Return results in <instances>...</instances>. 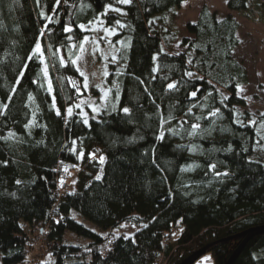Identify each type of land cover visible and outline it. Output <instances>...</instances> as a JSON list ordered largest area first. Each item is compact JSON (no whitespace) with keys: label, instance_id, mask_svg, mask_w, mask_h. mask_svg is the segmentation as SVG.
<instances>
[{"label":"trees","instance_id":"obj_1","mask_svg":"<svg viewBox=\"0 0 264 264\" xmlns=\"http://www.w3.org/2000/svg\"><path fill=\"white\" fill-rule=\"evenodd\" d=\"M181 1L0 0L1 264L24 262L35 227L59 241L48 256L39 254L41 264H156L160 254L162 264H178L209 244L192 264H223L243 238L232 236L264 225V162L250 159L257 133L247 114L241 123L235 117L236 89L245 80L231 57L237 22L202 6L186 24L192 38L181 45L202 68L191 77L185 52L165 51L152 29ZM107 6L124 15L104 12ZM226 6L242 12L247 0ZM98 14L117 29L109 42L122 45L107 64V103L85 121L65 111L85 94L74 63L87 34L79 26ZM71 170L74 187L60 191ZM83 219L101 229L139 228L127 237L101 236ZM206 254L210 261L200 262ZM232 264H264V232L247 240Z\"/></svg>","mask_w":264,"mask_h":264},{"label":"rangeland","instance_id":"obj_2","mask_svg":"<svg viewBox=\"0 0 264 264\" xmlns=\"http://www.w3.org/2000/svg\"><path fill=\"white\" fill-rule=\"evenodd\" d=\"M132 0H130L131 2ZM227 0H183L177 6L172 7L169 11L162 13L163 19H155L153 22V31L162 34L163 48L167 52L179 53L185 52L190 63L191 77L199 76L201 65L194 61V52L187 50L181 45V39L185 36L192 38L186 31L188 22L197 20L199 10L206 6L209 10L214 11L218 16L230 13L237 22L235 36L238 39L237 44L231 50V57L242 66L245 72V80L239 81L236 89V98L241 101L237 104L236 120L241 123L247 114V120L254 127L257 133V140L253 147L251 159L264 162V0H247V9L242 12L230 11L226 6ZM107 6L104 10L106 13L118 12L124 15L122 10ZM87 31L78 56L75 59V66L83 72V84L85 94L75 101L73 107H67L65 115H68L69 109L77 111L88 121L89 117L97 118L98 112L107 103L108 92L104 86V78L108 69V61L116 60L114 53L117 47L122 43L119 41L115 44L109 40L117 33L116 28L106 27L100 14L90 23L82 24ZM87 37V39H85ZM41 61V68L45 74L47 85L50 81L47 77V68L40 47L37 52ZM220 71L221 67L217 66ZM239 80V79H238ZM50 92H52L49 87ZM55 104V103H54ZM201 106H192V109L199 110ZM254 121V123H253ZM75 170H71L69 177L63 181L68 183V189L74 187ZM59 188L61 186L59 185ZM81 221V217L77 216ZM82 222L90 229L101 236H131L139 227L132 224H121L119 227L101 229L95 224L83 219ZM174 228V227H173ZM35 234L33 230L32 236ZM178 231L172 233V239H175ZM31 236V237H32ZM77 243L86 241L82 237H75ZM169 242L168 236L165 243ZM104 254H106L104 252ZM159 256V255H158ZM155 260L161 259V254ZM210 255L206 254L200 259V262H209ZM158 257V258H157ZM162 261H165L164 259ZM161 261V262H162Z\"/></svg>","mask_w":264,"mask_h":264},{"label":"built area","instance_id":"obj_3","mask_svg":"<svg viewBox=\"0 0 264 264\" xmlns=\"http://www.w3.org/2000/svg\"><path fill=\"white\" fill-rule=\"evenodd\" d=\"M60 186V191H63L66 188V185H64L63 183H61ZM34 229L35 234L30 238L28 242L27 248L24 252V262H22V264H41L39 254L43 252L44 249L52 250L55 249V247L59 246V241L50 238L47 229H42L38 227H35ZM163 259L165 260L163 254H161V259L156 260L155 263L162 264V262H165L162 261Z\"/></svg>","mask_w":264,"mask_h":264},{"label":"water","instance_id":"obj_4","mask_svg":"<svg viewBox=\"0 0 264 264\" xmlns=\"http://www.w3.org/2000/svg\"><path fill=\"white\" fill-rule=\"evenodd\" d=\"M262 232H264V225L247 228L244 231L236 234L235 236H232L231 238H233V239H236L238 237H240V238L243 237V238H242V241L240 242V244L234 250L231 257L227 261H225L223 264H232L235 257L237 256V254L239 253L241 248L244 246L246 241L249 240L252 236L259 234V233H262ZM228 239H230V238H228ZM209 248H210V245L205 246L199 250H196L195 252H193L192 254L187 256L186 258H184L178 264H192L196 259H198L202 254H204Z\"/></svg>","mask_w":264,"mask_h":264},{"label":"snow or ice","instance_id":"obj_5","mask_svg":"<svg viewBox=\"0 0 264 264\" xmlns=\"http://www.w3.org/2000/svg\"><path fill=\"white\" fill-rule=\"evenodd\" d=\"M119 2L120 3H125V4H127V3H130V0H119ZM56 3H57V5H59V3H60V0H56ZM117 11H119L118 9H117ZM117 23H119V22H117ZM81 29H84V25H80L79 26ZM66 31H71V29L70 28H66L65 29ZM85 39H87V37L85 38ZM81 49L83 50V45H81ZM36 51L37 52H39L40 51V45H39V43H37V45H36ZM31 58V57H30ZM75 63V62H74ZM77 71H80L79 69H77ZM81 75H84V73L83 72H81L80 73ZM188 75L189 76H191L192 75V73H188ZM49 87L51 88V85H49ZM175 87V85L174 84H169L168 85V88L169 89H173ZM196 95V93L195 92H193L192 93V96H195ZM30 99H31V97H30ZM225 99H227V97L225 96ZM3 107H7V105H4ZM69 111V113H71V109H69L68 110ZM123 111L125 112V113H128L130 110L128 109V108H124L123 109ZM217 111H219L218 109H217ZM57 114H59V113H57ZM213 114H215V113H213ZM261 115H264V113H262ZM253 123H254V121H253ZM193 128L195 129V128H199V125L198 124H195V125H193ZM162 138V137H161ZM103 157H100V160H101V162H103ZM211 167H215V165H211ZM224 175H227L226 173L224 174ZM97 179H99V177H97Z\"/></svg>","mask_w":264,"mask_h":264},{"label":"bare ground","instance_id":"obj_6","mask_svg":"<svg viewBox=\"0 0 264 264\" xmlns=\"http://www.w3.org/2000/svg\"><path fill=\"white\" fill-rule=\"evenodd\" d=\"M51 98H52L53 103H55V99H54V96H53L52 94H51ZM107 99H108V96H107ZM125 108H127V107H125ZM123 109H124V108H123ZM75 112L78 113L79 115H81L79 112H77V111H75ZM68 114H69V113H68ZM81 116L85 119V117H84L83 115H81ZM250 159H251V156H250ZM75 178H76V175L74 174V180H75ZM63 184L66 185V186L68 185V183L65 182V181L63 182ZM173 227H174V226H173ZM173 227L171 228V233H170L171 236H172L173 231H176V230H177V228H173ZM209 245H210V247H211V244H209ZM206 246H208V245H206ZM204 247H205V246H204ZM52 250H54V249H52ZM209 250H210V248H209L205 253L209 252ZM50 251H51V250L44 249L43 252H42V254L48 256V252H50ZM205 253H204V254H205ZM204 254H202L201 256H203ZM201 256H200V257H201ZM200 257H199V258H200ZM199 258H198V259H199ZM196 260H197V259H196ZM196 260H195V261H196ZM153 262H156V260L154 259Z\"/></svg>","mask_w":264,"mask_h":264},{"label":"clouds","instance_id":"obj_7","mask_svg":"<svg viewBox=\"0 0 264 264\" xmlns=\"http://www.w3.org/2000/svg\"><path fill=\"white\" fill-rule=\"evenodd\" d=\"M175 228H177V226H174Z\"/></svg>","mask_w":264,"mask_h":264}]
</instances>
